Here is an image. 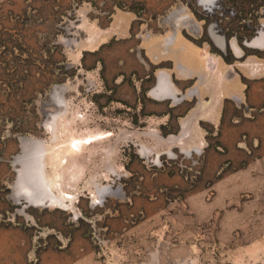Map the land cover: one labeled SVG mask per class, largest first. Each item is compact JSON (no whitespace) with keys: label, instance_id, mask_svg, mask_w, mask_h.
<instances>
[{"label":"rangeland","instance_id":"obj_1","mask_svg":"<svg viewBox=\"0 0 264 264\" xmlns=\"http://www.w3.org/2000/svg\"><path fill=\"white\" fill-rule=\"evenodd\" d=\"M218 3L0 0V264H264V0ZM178 36L229 93L179 87Z\"/></svg>","mask_w":264,"mask_h":264},{"label":"crops","instance_id":"obj_2","mask_svg":"<svg viewBox=\"0 0 264 264\" xmlns=\"http://www.w3.org/2000/svg\"><path fill=\"white\" fill-rule=\"evenodd\" d=\"M176 43L178 44V48L175 53L177 54L178 63L181 68L180 71L178 70L179 72L177 71L178 74L175 73L178 78H180L178 81L179 87H181L183 83H186L189 78L201 73L203 74V78H205L206 81L205 86H203V90L205 89V91L209 92L211 99L214 98L213 96L217 91H221V93L226 94L232 90L231 87H229V84L225 81H222L219 84V80L215 76L214 71L211 69H204V63L202 59L203 53L194 44L185 40L182 36L177 37ZM174 72H176V70H174ZM254 88H256L255 85ZM177 90V85L172 82L168 73L164 71H160L158 73L153 86L150 88V91L154 96L161 98H172L173 101H177L175 98L178 92ZM211 103L212 100H210L208 103H205V105L209 106Z\"/></svg>","mask_w":264,"mask_h":264},{"label":"bare ground","instance_id":"obj_3","mask_svg":"<svg viewBox=\"0 0 264 264\" xmlns=\"http://www.w3.org/2000/svg\"><path fill=\"white\" fill-rule=\"evenodd\" d=\"M198 2L200 4H202V6L206 9V11L208 13H213L215 11V9H218L221 7L218 3V0H198ZM214 25H215V23H214ZM251 43L256 44V45L263 44L264 43V36L259 35V36L255 37L253 40H251ZM165 90H166V88H165ZM55 94H57V92L54 91V95ZM61 100L62 99H59V104H61V102H62ZM58 114H59V112L57 111V112H53L50 115L49 125L51 127L55 126L54 123H55V120H56V117ZM72 142H73V148L78 150L80 143H82V142L86 143L87 141H83L81 139L73 138ZM32 146L35 147V149H36L35 150L36 152L34 153V157H33V163L31 164L29 171H26V169L23 170V168L19 170V176H18L17 183L21 184V185L22 184L26 185V180L28 178H30L29 180H33L35 186L32 187L33 190L29 191L30 192L29 193V195H30L29 200L32 202L45 203L46 200L52 201V199H57L49 191V185H48V182L46 181L47 179L45 176L46 172H45V162H44L45 155L43 153L44 150L41 149V142L40 141H34V142H32ZM49 179H51V178H49ZM27 186H28V184H27ZM44 186H45V188H44ZM28 189H31V188L28 187ZM41 189L46 190V192L44 193L43 191H41ZM99 192H100V190H99ZM24 196L26 197L25 194H24Z\"/></svg>","mask_w":264,"mask_h":264}]
</instances>
